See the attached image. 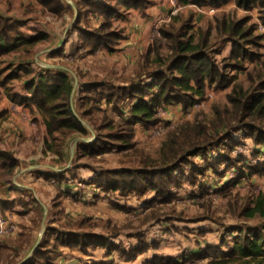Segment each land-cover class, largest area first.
<instances>
[{"label":"rangeland","instance_id":"rangeland-1","mask_svg":"<svg viewBox=\"0 0 264 264\" xmlns=\"http://www.w3.org/2000/svg\"><path fill=\"white\" fill-rule=\"evenodd\" d=\"M59 1L64 5H71L73 13L70 10H65L62 15L51 12L41 8L39 0L30 2L27 7L21 4L15 7L9 5L0 12V18L11 16V20H15L13 25L15 22L18 23L15 33L20 30L23 33L21 37L28 38V33L24 34L23 31L35 28H40V31L47 35V41L19 47L18 51L20 53L24 51V57L28 59L24 61L18 58L21 64L26 62L28 66L32 65L37 69L47 64L65 70L73 80V87L75 82L77 84V78L82 81H89L88 77H93L104 81L122 82V78L132 76L138 67L140 69V61L141 66L146 65L148 70L158 67L156 59L161 58L163 63L167 62L171 50L169 41L167 42L161 34V30H165L183 36L180 37L183 40L186 34H192L195 42L206 40L205 51L224 77L222 81L208 85L201 100L190 103L187 107L181 102L169 101V104L158 109L154 123L135 124L131 135L132 146L127 149L117 150L112 147L92 159H81L78 168L65 175L67 180H72L70 183L72 188L63 184L62 188L65 190L64 197H67L66 190L76 191L73 190L76 184L77 190L86 187L84 186L86 180L78 175L80 169L92 170V176L88 178L92 179L103 170L141 168L150 172L155 168L168 166L183 153L182 150H188L189 146L184 142L191 143L199 138L208 139L201 147H216L214 153L210 150L207 152V162L210 165L205 174L190 172V165L180 166L185 174L188 172L189 177L186 178H189L191 183L186 180L178 186L159 187L157 190L145 186L139 194L128 192V189L104 191L101 186L95 184L102 198L100 200L92 198L89 201L83 199L81 200L83 203L75 202L76 205H73L70 199L68 207L71 212L78 214L72 210L90 207L87 213L94 216V220L98 218L99 222L105 223L103 219L108 217L107 222L112 224L110 228L117 227L109 234L112 239L118 240V244L123 246L128 256L115 258L116 254H113L111 259H108V262L111 261L110 264H237L233 256L226 257L223 253L231 248L239 230H244L247 226H256L264 221L257 215L252 218L247 217L244 212L246 206L251 205L260 194H264V147L255 144L252 138L245 137L242 131L237 130L245 122L251 121L246 118V114L241 111L237 102L229 100V97L235 94V88L238 89L236 97L241 99L246 94H264V24L259 15L260 7L255 6L246 10L238 7L235 0H227L216 7L184 5L178 0H149L144 12L129 10L112 18L113 27L121 31L123 36L115 44L114 52L102 49L96 55L87 54L82 58L73 59L69 55L68 46L70 42L78 41L76 32L71 30L78 11L74 0ZM211 9L214 11L211 12ZM13 13L15 15H12ZM175 16L179 17L178 21L171 25V19ZM96 17L101 16L93 15L87 19V22L91 26H97ZM101 19L103 21V17ZM26 22L30 23L27 27ZM235 23H241L240 26L244 30L251 28L249 39L256 38V42H242L237 38L231 41L228 31ZM2 28L4 27L0 26V29ZM10 29L15 30L16 27L11 26ZM13 34L14 32H11L10 38ZM0 35L5 37L2 33ZM63 44L65 45L63 53L54 54L53 52ZM148 49H150V59L145 63L143 54ZM9 67L15 70L12 69V65ZM162 70L165 71V68L163 67ZM16 76L11 72V77ZM144 76L147 78L149 74L145 72ZM21 82L13 79L7 88L19 92ZM110 92H113L110 87L100 89V93L103 94L102 98H99L102 100L100 111L94 107L98 97L87 89L86 84L81 91L76 92L75 88L73 98L79 99L81 96L84 100L88 96L86 105L93 110V114L100 122L104 120V115L112 118L114 120L112 130L115 131L117 125L124 119H131L132 103L130 100H125L126 92L117 91L119 100L122 101L120 110H114L113 106L111 108L107 105L102 106L106 103L104 99ZM0 93L2 96H7L4 86H1ZM260 98L264 101V97ZM9 107L12 116H24L29 121V124H22L30 127L34 124L35 128L40 126L41 122L31 112V108L11 102ZM261 119L260 124L251 123L264 130V118ZM125 128L123 126L120 129L125 132ZM199 129L207 136L201 135ZM224 132L229 133L238 142L237 145L229 147L231 148L230 163L219 162L226 153V146H231L229 141L222 140L219 136ZM95 135L96 133L87 137V141L94 140ZM173 136L177 141H173V147H164L163 153V146ZM18 140L22 141L23 137L19 136ZM75 140L76 138L69 140L65 146L63 161L59 163L63 167L67 164L71 166L72 160L67 163L70 156L69 148H74V157L75 146L80 139L76 143ZM13 147L15 145H10L11 149ZM175 150L179 152L176 153ZM165 153L168 158H173L171 163L165 162ZM196 159H198L196 164H203L200 154ZM250 166H255L256 171L251 172L248 169ZM20 170L24 174L16 175V170L9 174L7 166L0 162L2 198L6 196L7 191H14L13 197L21 192L26 194L27 190L22 185L43 181L37 171L33 172L32 169L29 171L25 165ZM13 180L17 184L13 183ZM52 185L54 186L55 183L46 178L44 184H39L38 188L35 186L37 195L47 192L46 189L52 188ZM6 186L7 188H3ZM89 189L90 192H94L92 188ZM64 210L65 206L60 211L51 210L46 218L47 221L62 218L65 215ZM29 211L31 210L13 209L1 213V264L22 262L34 239L41 232L43 224L41 217H38L40 215L33 216L34 213L31 214ZM37 217L38 220L33 219ZM67 220L69 219L65 217L64 221ZM231 230L234 232L231 233ZM21 232L25 234L24 239L20 235ZM116 232H119V235H115ZM15 246L21 249L16 259H13ZM51 257L53 260H58L59 256L51 253Z\"/></svg>","mask_w":264,"mask_h":264},{"label":"trees","instance_id":"trees-1","mask_svg":"<svg viewBox=\"0 0 264 264\" xmlns=\"http://www.w3.org/2000/svg\"><path fill=\"white\" fill-rule=\"evenodd\" d=\"M178 1L184 5H208L209 7H216L227 0ZM39 2L45 9L59 15H62L65 10H70V12L73 13L71 5H64L59 0H39ZM74 2L78 12L76 20L71 25V30L76 32L78 41L70 42L68 48L69 55L73 59H79L87 54H94L100 49H106L110 52L114 51L115 44L118 43L123 36L121 31L113 27L112 18L120 16L124 11L129 10H139L143 12L147 8L149 0H74ZM235 3L238 7H242L246 10L252 9L255 6L260 7L259 15L264 24V0H235ZM93 15L103 17V21L100 25L91 26L87 22V19ZM178 18L177 16L172 17L170 24L173 25V23L178 21ZM1 20L0 26L4 28L0 29V34L2 33L5 36L6 47L0 51V54L6 53L5 50L10 52L22 43L35 45L44 42L47 38V35L40 30L36 31V34L28 38L21 37L23 33L20 30L15 33L18 28L17 22L13 25L15 20L6 17L0 18V21ZM240 24L241 23H235L229 27V39L233 41L237 38L238 41L255 43L257 40L256 38L249 39L251 28L244 30L241 28ZM11 26L12 28L16 27V29H10ZM7 30H9V32ZM11 32H14L12 38H10ZM161 32L162 36L167 39V42L169 41L171 54L167 62L163 63L161 58L156 59L158 67L154 70H148L146 65L142 66V71L137 74L138 83H135L134 80L133 82L135 84H116L112 81H104L95 78L93 80L89 79L86 85L87 89L94 92L98 97L94 102V107L99 111L101 110L100 102L102 101L99 100V98L103 96V94L100 93V89L111 88L113 92L108 93L104 101L113 106L114 110L118 111L120 110L119 108L122 101L119 100V96L116 92H126L127 97H125V100H130L132 103L130 105L131 119H124V122H122L126 125H123L122 122L119 123L115 131L112 130L114 126V120L112 118L104 115V120L100 122L97 116L93 114V110L86 105L88 96H86L84 100L81 96L80 98L78 97L79 99L73 98V80L68 72L57 68L35 69L34 67L20 66V69L28 78L27 81L24 82V88L29 95L25 96L8 92V96L14 104L29 108L33 107L44 116L43 123L46 131L44 148L48 150L51 155L57 156V159H53L54 161H63L61 149L65 142L67 143L75 137L87 138L91 136L89 128L85 126L83 121H86L92 126L96 133L92 141H78L75 146L71 166L68 169L49 174L46 176L47 178L55 179L58 183L65 182L67 180L65 176L66 173L73 172L77 169L81 159H92L112 147L117 150L127 149V147L132 146L131 135L132 128L135 124L144 123L150 125L154 123L158 109L161 106L169 104V101L181 102L187 107L190 103L192 104L193 102L201 100L204 97L208 85H214L217 81L220 82L224 79L219 68L215 62H213V59L205 51L207 48L206 40L195 42L192 34H186L185 40H183L180 38L183 36L177 33H169L165 30H161ZM64 49L65 45L63 44L53 53L62 54ZM149 53L150 49L143 54L145 63L150 59ZM163 67L165 71L162 70ZM145 72H147L149 74L148 77H150V80L147 82L144 81L145 77L142 78ZM234 93V98L230 96L229 100L231 102H237L241 111L246 114L247 119L251 122L260 124L261 118H264V101L260 97H264V94H246L243 96V99H241L240 97H236L238 93L237 88H235ZM244 100L246 102H244ZM251 122H245L237 130L242 131L245 137L252 138L255 144L264 147V130ZM123 126L126 127L125 132L123 129H120ZM199 131L204 137L207 136L202 130L199 129ZM219 136L222 140L231 143V146H226V153L223 154L219 162L223 163V161H227L230 163L231 158L229 154L231 148L229 147L237 145L238 142L235 141L229 133L224 132L223 135ZM207 140L208 139L205 138H199L191 141V143H188V141H186V143L184 142V144L189 146L188 150H182L181 152L183 153L177 156V158L175 157L176 159H174L173 163L168 166L158 167L150 172L141 168H127L118 171L103 170L99 175L93 177L90 183L101 186L104 191H116L118 189L126 191L125 189H128V192L133 191L136 193L138 192V194L143 191V187L145 186L157 190L159 187L169 188L178 186L182 181L186 180L191 183V180L186 178L189 177L188 172L185 174L184 169L180 168V166L190 165V172L194 171L199 175L205 174L210 165L207 162V152L209 150L213 153L216 151V147L214 148V146L201 147ZM173 141H177L174 136L163 146V153L164 147L174 146ZM177 152L179 151H176V153ZM198 154L202 156V165L196 164L198 161L196 156ZM172 159L171 157L168 158L166 154V163H171ZM0 161L7 166V172H9V174L13 173L19 165L18 160L15 159L12 154L2 150H0ZM248 169L251 172L256 171L255 166H250ZM17 199H0V212L5 213L11 210L15 206L16 201H18ZM57 199L58 196L55 200ZM244 212L247 217L252 218L257 215L260 219H264V194H260L253 200L251 205L246 206ZM109 223L110 222H107L109 228L108 232L117 228H110L111 225ZM79 227L81 226L77 222V228ZM69 229L70 228L66 230L65 225L57 227L47 222L41 241L31 254H28L32 247L30 246L26 253L28 257L21 264H55L51 257V253H59V247L82 248L91 244L93 246L106 247L108 254L115 253L117 256H128L122 245L113 241L109 242L103 233L97 234L92 229H88L78 234ZM231 231V233L234 232L233 230ZM20 235L24 239V232H21ZM115 235H119V232H116ZM107 237H111L110 234L107 235ZM234 239L231 248L226 253H223L224 256H233L237 264H264V221L256 226H247L244 230H239ZM19 246L13 247L15 251L13 253V259H16L15 257L21 249ZM231 262L233 263V260ZM91 264H110V262L92 261Z\"/></svg>","mask_w":264,"mask_h":264},{"label":"crops","instance_id":"crops-1","mask_svg":"<svg viewBox=\"0 0 264 264\" xmlns=\"http://www.w3.org/2000/svg\"><path fill=\"white\" fill-rule=\"evenodd\" d=\"M33 1L34 0H0V12L4 11L5 10L4 8L8 7L9 5L11 7L12 6L15 7V6H18L21 4L25 7H27L29 4H31L30 2L33 3ZM40 7L44 8L41 4H40ZM132 11H135V10H132ZM12 15H15V13H13ZM10 19H11V16H10ZM95 19L98 22V24H97V26H98L102 22V19H101V17H96ZM25 25L27 27L28 25H30V23L26 22ZM149 26H150V24H149ZM21 28L24 29L23 27H21ZM38 30H40V28H38V29L35 28L34 30L27 29L26 31H23V32H24V34L28 33L27 37H29L33 34H36V31H38ZM55 37H57V36H55ZM145 40H146V38H145ZM46 41H47V39H46ZM5 42H6L5 38L3 36H0V51L5 49V47H6ZM58 43H61V42H58ZM28 45L29 44H27V43H22V44L18 45L12 51L7 52L5 50L6 53L0 54V72L2 74V76L0 77V91H1V86H4L6 89V95H7V96H2L1 95L2 92L0 93V150L9 152L10 154H12V156L15 159L18 160L19 165L15 169L16 175H17V173H23L24 174V172H21L20 169L25 165V167L29 171L31 169L33 170V172L37 171L39 174V177H41L43 179V181L39 180V181H35L33 184L29 183V184L22 185V187L27 190L26 194L21 192V193L15 195L13 197L14 191H7V194L4 198H2V196L0 195V199H2V200L3 199L13 200L15 198L16 199L18 198L17 199L18 201H16L15 206L11 210L20 209L21 211H25V210L27 211L30 209L31 211H29V213H31V214L34 213L33 216H36V214L40 215V213H41V216H38V217H41V224H43L45 226V228H46L47 222H50L51 225H54L57 227H59L60 225H65L66 230H68V228H70L69 230H72L73 232L78 233V234L83 233L84 231H87L88 229H92L97 234L103 233L105 235V238H107V240L109 242L113 241L115 243H118V240L112 239V237H107V235H109V232H108L109 228L107 226L108 217L103 219L105 221V223H102V222H99L100 220H98V218L94 220V216L87 213V211L90 209V207L80 208L78 210H74V209L72 210L78 214L72 213L68 207L70 204L69 203L70 199L73 202L72 204L76 205L77 203H75V202L83 203V202H81V200H83V199H86L89 201L92 198H95L97 200H100V198H102V194H98L99 193L98 189L93 184L90 183L91 179H88L92 176V173H93L92 170L80 169V174H78V175L82 179L86 180L85 181L86 185H84L86 187L77 190V184H76L74 189H73L76 191L66 190L68 192V194H66L67 197H64L63 193H65V190L62 188V184L65 187L72 188V185L70 184L72 182V180H66L65 182L58 183L55 179L47 178L46 176L49 174H53L54 172L58 173V172L64 171L70 167V164H67L64 167L61 166L59 163L62 161H60V162L54 161L55 159H57V156L53 157V155H51V153L48 150H45L44 138L46 136V131H45L44 123H43L44 116L39 111H36V109L33 107L31 108L32 111L29 110V111L33 112L34 115L38 118V121L41 122V123H39L40 126H36V128H35L34 124H31V126L33 127V130H32V127L22 124V123L29 124V121L27 119H25L24 116H20L24 119V121H23V119L20 118L19 116L14 117L9 113V111H10L9 102H11V103H13V102L10 100V98L8 96V92H13V93H17V94L25 95V96L29 95L24 88V82H26L28 78L24 74V72L20 69V66H28V65L26 64V62H25V64L24 63L21 64L20 60L18 59V58H20V59H23L24 61H28V59L26 57H24L25 52L21 51V53H20L18 51L19 47H21V46L27 47ZM101 50L102 49L98 50L96 53L91 54V55H96ZM14 51H16V52H14ZM114 51H112V52H114ZM10 65H12V69L14 68L15 70H11L9 67ZM141 65H142V62L140 61V69L138 67V70H136L132 76L122 78L121 79L122 82H117V83L114 81H112V82H114L116 84H125V85L138 83L137 74L142 71ZM29 66L33 67L32 65H29ZM42 66H43V68H56L53 65H47V64L42 65ZM34 68H36V67H34ZM11 72H14L17 76L11 77ZM144 77L145 76L142 75V78H144ZM13 79H17L19 81H22L21 82L22 86H21L19 92L8 89L9 88L8 87L9 82ZM88 79H95V78L88 77ZM96 79H100V78H96ZM134 80H135V83L133 82ZM149 80H150V77H147V78H145L144 81L147 82ZM76 81H77V84L75 82L74 87H73V92H75V88H76V92L81 91L85 87V84L87 85V83H88L87 80L82 81V80H79L78 78L76 79ZM79 81H80V83H79ZM3 82H4V84H3ZM81 82H84V83H81ZM103 105H107V106H109V108H111L110 104L103 103L102 106ZM84 123H86V122H84ZM87 125L89 128L90 125L89 124H87ZM89 130L91 132V135H94L95 131L93 130L92 126H90ZM19 136L23 137L22 141L18 140ZM75 138H78V137H75ZM12 144L15 145V147H13L14 149L10 148V145H12ZM66 145H67V143L65 142L62 146V149H61L62 158H64V149L66 148L65 147ZM69 152H71V147L69 148ZM69 162H70V156H69V161L67 163H69ZM53 163H55V164H53ZM46 178L48 180H52V182L55 183V185L54 186L52 185L51 186L52 188H47L46 189L47 192H44V193L41 192L43 194L40 193L37 195L35 186L38 188L39 184H44V180H46ZM13 183H16V181L13 180ZM3 188H7V186L3 187ZM89 188H92V190L94 192L93 193L90 192ZM58 191H60L61 193L58 194L59 193ZM57 196H58V199L55 200ZM10 197H13V198H10ZM21 200H22V202H21ZM64 206H65V210H64L65 215L62 218H58V219L56 218L57 220L53 219V221H50V220L47 221L46 218L50 214L51 210L60 211L63 209ZM66 206H67V208H66ZM38 217L33 218V219L38 220ZM65 217L68 218L69 220L64 221ZM100 218H102V217H100ZM83 220H85V221H83ZM77 222L81 227L77 228ZM100 223H102V224H100ZM43 225H42V227H43ZM44 231H45V229H44ZM39 234H40V232L38 233V236H36V238L34 239V242L31 244L32 247H31L30 251L33 249V247L37 241V238L39 237ZM43 234H44V232H43ZM107 252L108 251H107L106 247L93 246L92 244L87 245L86 247H82V248H80V247H73V248L59 247V253H57L59 257H58V260H54V263L55 264H91L92 261L108 262L109 261L108 259H111L112 255L115 253L108 254ZM26 257H28V255ZM115 258H118V256L116 255Z\"/></svg>","mask_w":264,"mask_h":264},{"label":"water","instance_id":"water-1","mask_svg":"<svg viewBox=\"0 0 264 264\" xmlns=\"http://www.w3.org/2000/svg\"><path fill=\"white\" fill-rule=\"evenodd\" d=\"M84 124L88 127V125H87L86 123H84ZM79 139H81V140H83V141H87V140H88L87 138H76L75 143H76V141H78ZM73 151H74V148L71 149V152H70V160H72V158H73ZM44 229H45V226L43 225L42 230H41V232H40V234H39V237L37 238V241H36V243H35L33 249L31 250V252L34 250V248L38 245L39 241L41 240L42 235H43V232H44ZM31 252H30L29 254H31ZM26 258H27V257H26ZM26 258H25V259H26ZM25 259H24V260H25ZM24 260H23V261H24ZM23 261H22V262H23ZM22 262H20V263H18V264H21Z\"/></svg>","mask_w":264,"mask_h":264},{"label":"built area","instance_id":"built-area-1","mask_svg":"<svg viewBox=\"0 0 264 264\" xmlns=\"http://www.w3.org/2000/svg\"><path fill=\"white\" fill-rule=\"evenodd\" d=\"M214 11V9H211V12ZM3 214V213H2ZM0 216H1V212H0Z\"/></svg>","mask_w":264,"mask_h":264}]
</instances>
